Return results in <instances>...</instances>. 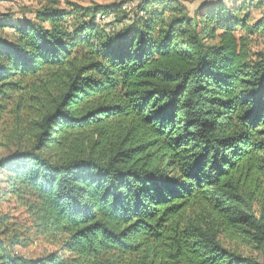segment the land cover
Masks as SVG:
<instances>
[{
    "label": "trees",
    "instance_id": "16d2710c",
    "mask_svg": "<svg viewBox=\"0 0 264 264\" xmlns=\"http://www.w3.org/2000/svg\"><path fill=\"white\" fill-rule=\"evenodd\" d=\"M176 4L0 19V264H264V24Z\"/></svg>",
    "mask_w": 264,
    "mask_h": 264
},
{
    "label": "rangeland",
    "instance_id": "374dc122",
    "mask_svg": "<svg viewBox=\"0 0 264 264\" xmlns=\"http://www.w3.org/2000/svg\"><path fill=\"white\" fill-rule=\"evenodd\" d=\"M125 0H4L0 1V19L11 18L14 21L16 19L23 20L24 18H35L37 11L56 6L63 11H69L70 5H77L80 8L89 9L97 6H111L118 5ZM176 5H182L184 7V13L194 17L197 13L196 10L200 5L205 4L207 6L224 7L226 10L239 8L240 12L238 16L240 19H244L243 16L247 15L248 25L254 26L257 23L264 24V0L260 5V0L251 2L250 0H175ZM56 4V5H55ZM128 5V6H127ZM135 3H127L124 10H131ZM4 17V18H3ZM243 17V18H242ZM239 34H245L244 31L238 30ZM4 37L12 39L13 32L9 29H5L3 33ZM246 36L252 41V48L254 52H264V32L254 31L252 35ZM7 121V120H4ZM9 128V122L2 123L0 125V159L12 155L15 151L14 147L8 146L5 140L4 128ZM7 129V128H6ZM8 130H6L7 132ZM3 176L0 174V218H7L6 224L9 227L16 226V228L26 227L29 224L24 209L19 207L14 200L10 197L2 198V193H5V187L2 183ZM45 249V245L41 241L33 242L28 247L24 248L16 246L14 251L21 255L32 258L39 256ZM252 255H257L252 253Z\"/></svg>",
    "mask_w": 264,
    "mask_h": 264
},
{
    "label": "built area",
    "instance_id": "2783aa9c",
    "mask_svg": "<svg viewBox=\"0 0 264 264\" xmlns=\"http://www.w3.org/2000/svg\"><path fill=\"white\" fill-rule=\"evenodd\" d=\"M132 8H134V5L132 6Z\"/></svg>",
    "mask_w": 264,
    "mask_h": 264
},
{
    "label": "bare ground",
    "instance_id": "6f19581e",
    "mask_svg": "<svg viewBox=\"0 0 264 264\" xmlns=\"http://www.w3.org/2000/svg\"><path fill=\"white\" fill-rule=\"evenodd\" d=\"M128 6V5H127Z\"/></svg>",
    "mask_w": 264,
    "mask_h": 264
}]
</instances>
